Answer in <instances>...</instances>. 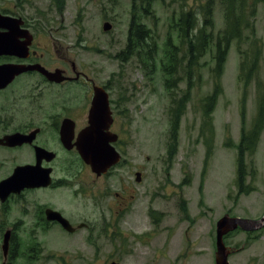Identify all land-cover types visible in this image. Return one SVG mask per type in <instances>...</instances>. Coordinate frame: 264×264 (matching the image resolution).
Returning a JSON list of instances; mask_svg holds the SVG:
<instances>
[{
    "label": "rangeland",
    "instance_id": "1",
    "mask_svg": "<svg viewBox=\"0 0 264 264\" xmlns=\"http://www.w3.org/2000/svg\"><path fill=\"white\" fill-rule=\"evenodd\" d=\"M64 1L62 10H58L55 0H0V9L13 8L18 16L34 24L42 43L51 38L57 46L66 45L70 73L69 64L75 61L96 82H111L112 131L119 134L115 145L122 160L112 167V176L108 174L95 182L86 178L85 198L79 197V202L84 203L83 207L79 205L83 215L70 216L90 225L76 232L55 228L37 231L34 238L43 243L39 260H25L24 264H216L217 221L227 212L253 219L264 215V128L256 154L247 161L248 175L243 181L249 188L238 183L241 177L237 149L226 146L228 133L235 143L241 136V49L260 42L251 41L253 32L262 40L259 77L264 80V0L258 2L252 17L255 31L254 27H247L233 38L220 78L223 93L210 119L204 114V104L214 89L213 44L226 27L225 4L220 0ZM184 6L199 13L204 24L208 20L205 31L212 35L207 44V48L212 46L211 50L200 58L190 77L184 72L185 46L175 30ZM141 7L142 21L137 15L135 18L149 28V37L141 52L129 53L133 13ZM205 12L212 14L213 24L208 28L211 19L205 17ZM107 22L111 27L105 30ZM167 38L171 40V50L176 46L182 48L179 56L185 60L183 68L179 66L181 69L173 76L174 95H170L162 70L167 60ZM26 79L38 81L39 77H23L22 83ZM39 91L48 109L64 107L72 113L84 106L86 112L91 104L87 83L69 82L60 88L41 84ZM247 94L246 116L250 126L256 114L254 82ZM186 96L179 149L174 160L168 161L173 98L180 101ZM206 128L210 136L204 141L202 132ZM208 144L212 151L207 162ZM136 170L144 174L141 181L136 180ZM71 191L65 189L62 196L74 206ZM93 191L98 192L93 194L94 199L104 206L111 201L110 205L117 207V192L134 193L139 199L119 221L105 225L100 220L101 207L92 198ZM183 201L187 212L180 209ZM240 228L224 236L226 245L233 250L229 264H264V226ZM249 230L252 231L247 233ZM1 240L0 232V264Z\"/></svg>",
    "mask_w": 264,
    "mask_h": 264
},
{
    "label": "flooded vegetation",
    "instance_id": "2",
    "mask_svg": "<svg viewBox=\"0 0 264 264\" xmlns=\"http://www.w3.org/2000/svg\"><path fill=\"white\" fill-rule=\"evenodd\" d=\"M0 10L6 15L18 16L13 8L6 7V10ZM23 20L22 27L30 31L20 38V41H30L26 54L24 56L2 54L0 65L26 64L37 67L16 75L8 85L0 89V183L8 181L19 167H28L35 173L17 174L14 176L15 181L38 180L42 183L37 186H24L19 191L7 194L6 197L0 195L2 264H24L25 260L38 261V253L43 243L34 238L37 231L48 232L55 228L60 231L76 232L88 227L89 223L70 216L83 215L79 205L83 207L84 203L79 202V197L85 198L88 183L86 178L91 177L92 182H95L108 174L112 176V166L106 173L98 174L82 158L77 148L80 133L90 125V109L97 86L108 93L112 110L110 98L112 86L109 84L111 82H96L89 71L79 69L75 61L69 64L72 69L70 73L68 47L62 43L57 46L51 38L47 39V43H42L41 34L36 31L34 24L24 17ZM146 41L147 39L144 42ZM40 66L51 72L59 70L64 78L60 79L61 81L51 80L38 69ZM26 76H37L39 80L26 79L22 83L21 79ZM69 82L89 84L91 104L86 112L84 106L69 113L64 107L48 109L49 106L43 103V95L41 91L38 92L41 84L60 88ZM110 131L112 132V123ZM17 134L23 137L12 138L13 141L6 139ZM138 172L144 175L139 170H136L135 175ZM65 189H72L71 198L74 200V206H70L68 199L62 196ZM132 190L130 188V191ZM93 194L97 195L98 192H92V198L95 200ZM117 194V207H112L111 201L104 206L102 201L95 200L96 206L101 207L100 220L105 225L119 221L130 205L139 199L134 193ZM180 209L188 211L185 201L180 204ZM160 213L162 214L163 210H160ZM64 219L71 227L63 223ZM250 231L252 230L247 233ZM6 232H9L7 255L2 246Z\"/></svg>",
    "mask_w": 264,
    "mask_h": 264
},
{
    "label": "trees",
    "instance_id": "3",
    "mask_svg": "<svg viewBox=\"0 0 264 264\" xmlns=\"http://www.w3.org/2000/svg\"><path fill=\"white\" fill-rule=\"evenodd\" d=\"M212 1L218 0H209ZM221 3L225 4V19H226V27L225 29L218 34V42L213 44L214 48V59L215 65L213 68L214 72V89L211 94H209L205 99L204 104V114L210 119L211 114L214 111L216 106L218 97L221 93H223V88L220 84V78L223 75L225 63L227 60V55L229 53L233 38L236 35L242 34L245 28L254 27V23L252 22V17L254 16V11L257 8V4L260 0H220ZM56 7L58 10H62L65 1L64 0H55ZM141 10L138 9V12H134L133 19L130 25V34H129V43L127 52L131 51H139L141 52L144 41L149 37V28L136 21L135 16L137 15L142 21ZM145 10H148L145 8ZM205 17L210 18L207 28L213 24L212 14L210 12H205ZM208 20L203 23V18L201 20L199 13H193L186 6L182 7L180 10V14L176 19L175 30L177 32L178 38L181 40L184 49V57H186V64L184 66V72L188 75V77L192 74V69L197 67L200 63V58L208 51L211 50L212 46L207 48V44L210 42V38L212 35L206 34V24ZM255 31V27H254ZM252 40H258L262 42L256 35L255 32L252 34ZM251 35L246 36L247 39L251 37ZM257 42L255 44L250 45L246 49H241L243 54V60L240 65V74L239 79L243 83V95L241 100V136L238 143H235L228 133L226 146L227 147H235L237 149V157L239 161V171L238 176L241 177L238 181L242 186L244 185L246 188H249L246 183L243 181L245 176L248 175L247 172V161L248 159H252L257 152L261 131L264 128V80L260 79V66L263 55V45L262 43ZM166 49H165V57L166 62H164L162 66V70L166 75V83L170 92V95H174L175 91L171 90V85L173 83L174 74L181 68H183V63L185 60L181 59L179 56L180 52H182V48H178L177 46L174 50H171L169 44H171L170 38L166 40ZM125 55L126 52H123ZM256 81V82H255ZM254 82L255 87L257 89V97H256V114L252 120L251 125H248L247 122V106H248V90L249 86ZM186 97H182L180 101L176 98H173V106L171 107V134L170 141L167 144L168 148V161L174 160L175 155L179 149V134L181 129V120L182 116L185 113L187 108ZM206 134H205V133ZM203 135L205 136L204 141L209 139L210 133L206 128L204 130ZM212 140H213V132H212ZM209 152L206 156V161H209L210 153L212 148L210 144L207 145ZM184 212V210H183ZM154 217V216H153ZM154 220H157L154 217ZM157 223V221H155Z\"/></svg>",
    "mask_w": 264,
    "mask_h": 264
},
{
    "label": "water",
    "instance_id": "4",
    "mask_svg": "<svg viewBox=\"0 0 264 264\" xmlns=\"http://www.w3.org/2000/svg\"><path fill=\"white\" fill-rule=\"evenodd\" d=\"M24 23L22 16L6 15L0 10V55L13 54L24 56L28 49L30 41H20L21 37L26 36V32L30 31L23 28ZM111 25L107 22L104 29H110ZM37 65L26 64H3L0 65V89L8 85L16 75L35 69ZM40 71L45 73L51 80L63 79L61 71L51 72L44 67H38ZM61 81V80H60ZM90 125L85 128L79 135L77 148L82 158L89 163L93 170L98 174L106 173L112 166L117 165L122 160V154L117 149L115 143L119 140V134L110 131V125L114 122L113 109L110 108L108 93L97 86L90 109ZM22 135H12L7 137V140L12 138L17 139ZM23 137V136H22ZM35 172L28 167H19L15 174L3 183H0V193L4 192L2 197L15 191H19L24 186H37L42 182L33 181H15L14 176L33 175ZM137 181H141V173H137ZM4 189V190H3ZM63 223L71 227L70 223L64 219ZM264 226V216L261 219H248L242 216H232L225 213L217 221V241H216V264H229V256L233 251L227 246L224 241V236L238 227L244 229H256ZM9 232H6L4 242L2 244L4 253L7 255ZM112 264H116L113 262Z\"/></svg>",
    "mask_w": 264,
    "mask_h": 264
}]
</instances>
